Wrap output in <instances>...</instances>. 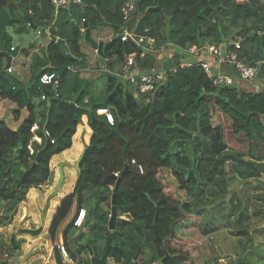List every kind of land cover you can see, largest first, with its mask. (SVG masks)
Listing matches in <instances>:
<instances>
[{
	"label": "trees",
	"instance_id": "1",
	"mask_svg": "<svg viewBox=\"0 0 264 264\" xmlns=\"http://www.w3.org/2000/svg\"><path fill=\"white\" fill-rule=\"evenodd\" d=\"M81 3L67 11L59 10L55 20L57 29H52V36L66 42L68 55L73 59L68 58L59 44H49L42 59L37 56L32 59V81L27 88L15 77L1 73L0 64V99L28 112L16 131L0 120V188L11 176L5 193L15 190L23 174L34 163L36 154L49 140L42 158L9 202L8 209H15L30 188L51 183L53 175L49 163L52 157L71 149L76 129L85 117L93 133L81 156V173L73 191L64 197L53 216L49 229L52 243L55 247L63 246L67 254H70L68 245L72 243L77 257L88 255V249L95 257H101L111 234L107 260L112 264H188L189 256L171 244V227L174 226L175 234L180 228L178 222L187 216H196L199 225L203 217L194 208L200 209L204 201L211 212L209 219L215 217L213 212L219 211L221 203L207 201L206 194L215 193L218 197L226 193L229 184L223 176L226 163L230 162L233 176L245 188L253 192L263 190L249 182L260 175L244 158L264 159L261 123L264 95L241 92L236 88H214L200 64L194 63L175 73L168 72L153 91L134 93V97L130 83L122 80L118 71L125 58L133 54L134 68L142 74L156 69L155 55H160L161 48L165 47L171 57L162 69L168 71L188 59L183 51L191 46L226 45L230 49V42L239 41V58L256 68L257 76L264 80V0H138L134 17L128 24L121 20L123 0H81ZM51 6L45 0L40 10L35 3L31 4L26 10L25 26H36L35 16L51 24ZM176 6L177 10L171 14ZM13 12L12 8L9 15L0 10L3 21L0 22V35L8 53H11V46L5 31L16 23ZM101 16L108 20L117 37L97 46L93 44L101 61L107 63L100 76L90 82L80 79L79 73L68 68L82 70L86 65L79 43L90 42L93 22ZM137 16H140L135 24L137 34L155 40V53H146L141 47L118 38L121 27L132 28ZM27 18L31 19L30 24ZM76 19L80 23L85 20L84 33H81L84 28L76 27ZM46 67L42 73H55L61 78L57 97L49 87L41 86L39 76H36ZM42 96L46 100H41ZM212 109L229 120L228 131L234 142L246 147L244 152L238 151L237 158L221 160L220 155L210 149V145L221 147L226 144L224 130L211 125ZM98 110H107L111 114L112 126L104 115L97 114ZM33 125L38 127L35 133L42 138L41 145L31 143ZM30 143L35 150L33 156L27 151ZM124 148L125 156L122 154ZM138 166L142 167V173ZM119 177L115 194L117 220L114 231L110 232V202ZM217 187L220 190L216 193ZM237 199L241 205L240 197ZM257 199L264 201V198ZM236 207L233 200L228 202V210ZM81 210L85 211L82 227L87 232L72 239L71 235L77 229L81 231V227L73 225ZM226 215L229 218L228 212ZM248 220V217H241L240 212L237 225L233 227L237 230L235 235L241 251L226 264H242L240 258H245L247 263L249 258L253 264L252 256L248 254L252 241ZM216 229L212 224H206L201 234L205 236ZM163 248L169 258L161 263L165 257ZM137 252L138 258L134 262ZM56 264H62V261L56 260ZM204 264H218V259H208Z\"/></svg>",
	"mask_w": 264,
	"mask_h": 264
},
{
	"label": "crops",
	"instance_id": "2",
	"mask_svg": "<svg viewBox=\"0 0 264 264\" xmlns=\"http://www.w3.org/2000/svg\"><path fill=\"white\" fill-rule=\"evenodd\" d=\"M42 4L43 3L39 5L35 3L39 10L41 9ZM48 4L50 6L52 5L49 2ZM78 5H82V3ZM71 6L75 5L61 8H55L52 5L53 20L51 24H48L45 20L42 21L39 17L35 16L34 21L36 26H25L28 30L30 29L35 33L33 36L34 41H30V43H26L24 38L19 34L24 33L26 28L18 27L16 30H13V27H9L5 31L6 40L9 41L11 48H14V50L11 51V53L6 52L10 56V68L12 69V72L11 74H8L7 71L4 70L6 59L0 57V64L3 68L1 73L15 77L18 82H20L21 86L27 88L32 81V75L30 72L32 59L35 56L42 59L45 56L49 44L55 43L52 42L51 36L52 29L54 31L57 29L55 26V20L58 11H67ZM11 8L12 7H9V9ZM0 22L3 23L2 20H0ZM81 24V28H84L86 31V28L84 27L85 23H82L81 21ZM91 28L90 42H88L89 50L90 46L92 47L93 44L97 46L100 43L110 42L117 37L113 28L110 27V23L107 19L105 20L103 16L97 18L95 22H93V27ZM11 32L16 35H12ZM38 32L40 33L38 34ZM54 38L60 40L59 37L55 36ZM64 43L67 48L65 41ZM79 44L80 51L85 55L86 65L83 66L82 70L81 68H68V70L73 71L74 73L75 71L79 73L80 79L83 78L87 81L94 82V80L100 76V71L102 72L105 69L107 61H101L99 55L95 54L93 47L92 51L89 52L85 42L82 41ZM65 53L68 55V50H66ZM14 61L18 64V67L16 68L12 67ZM47 68L48 67L42 69L43 72L46 71ZM36 76H38V73ZM98 84L100 85V83H96L97 86ZM27 116L28 112L25 108L18 109L16 104L8 100L0 99V120H2L10 130L16 131ZM82 123H84L85 128L83 127L84 125H78L76 133L72 139L71 149L52 157L49 163L50 172L53 175L51 183L30 188L26 192L23 201H21L15 209L11 211L8 209L10 200L6 202L0 210V260L2 264H56V260L59 259L62 261V264H92L89 253L88 255L77 257L75 249L72 244H69V241H67V245L69 244L68 248L70 249V254L72 253L73 255L68 254L70 260H66L56 249L57 247H55V244L52 243L49 237V229L53 216L64 197L73 191L74 180L72 183H69V179L72 178L73 170H75V174H77L74 163L81 158L85 147L84 145L89 143V140L86 138L85 144H81V131L85 129L83 131L84 137L88 138L91 133L86 124L87 120L85 117H83ZM62 164H65L63 167L64 177L58 189L59 167ZM86 232L87 229L81 227V231L77 229V232L75 231V233L71 235L72 239L77 238L80 233ZM4 255H7L8 257L5 258ZM107 262L112 264L108 260Z\"/></svg>",
	"mask_w": 264,
	"mask_h": 264
},
{
	"label": "rangeland",
	"instance_id": "3",
	"mask_svg": "<svg viewBox=\"0 0 264 264\" xmlns=\"http://www.w3.org/2000/svg\"><path fill=\"white\" fill-rule=\"evenodd\" d=\"M43 1L44 0H24L21 2L19 1L14 3L13 0H9V5H14V7H12V9H14L12 17L16 20V23H14V25L12 26L13 28H11L13 30H16V28L18 27L26 28L24 23V18L26 17L24 16V14H26V10L31 4L37 3L40 5L41 3H43ZM139 18L140 16L136 17V22L134 23V25L138 22ZM75 22L77 28L82 25L77 19L75 20ZM25 30L26 31L24 33L19 34L24 38L26 43H30V41L32 40L34 41L33 36L35 35V33L32 32V30L30 29L28 30V28H26ZM11 34L16 35L12 32ZM85 45L89 50V44L85 42ZM161 49L162 50L160 55H155V58H157L158 62L155 67L159 70H162L163 64L167 62V60L171 57L170 53L165 51V47H162ZM91 51L92 47L90 46L89 52ZM12 67H18L16 61H14ZM234 87L238 91H252L251 85L240 79L236 80ZM130 89L134 95L135 92L133 88ZM135 96L136 95H134V97ZM262 119L264 120V118H261V120ZM210 122L212 127H221L224 130V137L229 150H232V148L236 149L233 150L236 152H244L246 150V147L241 145L239 146L238 143L234 142L231 133L228 131L229 120L224 117L218 110L212 109V116ZM82 125H84V123H82L81 126ZM83 127L85 128V125ZM89 130L91 131L89 138L84 137V132L81 131L82 145L85 144L86 138L90 141L93 132L90 128ZM87 145L84 146L86 147ZM223 176L225 177V179L229 180V184L226 187V193L221 194L218 197H216L215 193L213 195L206 194L207 201L212 202L218 200V202L221 203V205L219 206V211L217 213L212 211L213 213H215V217H211V219L213 218L212 220L209 219V214L211 212H209V209L206 206V202L204 201L201 204L200 209L194 208V211H198V213L201 214L203 217L200 224L197 225L199 223V220L196 216L184 217L181 221L178 222V226L180 228L175 232L174 238L171 239V244L176 249L182 250L183 254L189 256L190 261L188 262V264H204L206 260L212 258H217L218 264H226L231 258L234 259L236 253H239L241 251V245L239 244V240L238 238H236L237 236L235 235V231L237 230L233 227L235 226V224L237 225V219L241 212V217L249 218L247 222L249 227V236L252 241L248 246V254H251L253 264H264V259L261 258H264V201L257 199L264 198V190L253 192L252 190L245 188L241 183L237 182L236 178L232 174L230 162L226 163L223 166ZM260 178L264 180V176H261ZM77 179L78 173L75 174V170H73L72 178L69 179V183H72L74 180L73 184L75 185ZM215 190L217 193L220 189L219 187H217L215 188ZM237 197H240L242 201L241 205L238 203ZM230 200H233L234 204L237 205L238 208L236 207L231 211L228 210L227 205ZM261 209L262 211H260ZM227 212L229 213V218L226 215ZM121 218L125 219V217ZM206 224H212L214 228L217 229L214 232L203 236L201 232ZM247 259L248 263L251 264L252 262L249 261V258Z\"/></svg>",
	"mask_w": 264,
	"mask_h": 264
},
{
	"label": "built area",
	"instance_id": "4",
	"mask_svg": "<svg viewBox=\"0 0 264 264\" xmlns=\"http://www.w3.org/2000/svg\"><path fill=\"white\" fill-rule=\"evenodd\" d=\"M48 2L55 8H61L70 5H78L81 3V0H48ZM137 2L138 0H123L120 7L121 20L123 23L128 24L132 20ZM84 22L85 20H82V23ZM136 27L137 26L134 25L129 29L127 26H122L120 33L118 34V38L121 42H131L135 46L141 47L146 53H155V40L153 38L137 34ZM84 32L85 29H81V33ZM39 33L40 32H38V34ZM228 45L231 46L230 49H227L226 45L210 46L205 44L201 47L191 46L183 51L188 56V59L180 63L178 67H172L168 71L164 69H152L142 74L138 73L134 68V54L129 55L125 58L123 65L119 68L118 76L122 80L130 83L135 93L147 94L153 91L161 82L165 80L168 72L175 73L179 68H189L192 64L199 63L214 88H227L233 85L234 81L232 76L220 74V67L224 65L234 67L240 76V80L248 84L252 83L257 77V69L246 65L239 58L238 51L240 50V42L233 41ZM10 50L13 51L14 48H11ZM94 52L95 54H98L97 50H94ZM11 72V68L7 69L8 74H11ZM60 82V76L55 73L45 72L39 75V84L41 86L49 87L55 97H57V90ZM41 100H46V98L42 96ZM97 113L99 115H104L107 123L111 126L113 125V117L107 110H98ZM37 130V125H33L30 129V132L33 134L31 143L41 145L42 138L35 133ZM31 143L27 146L29 156L35 155V150L33 149ZM131 164L135 165V162L132 161ZM138 170L140 173L143 172L142 167L140 166H138ZM84 218L85 211H79L73 225L80 228ZM57 250L66 260H70L63 246H57ZM4 257L7 258L8 256L4 255ZM0 264H2L1 260Z\"/></svg>",
	"mask_w": 264,
	"mask_h": 264
},
{
	"label": "water",
	"instance_id": "5",
	"mask_svg": "<svg viewBox=\"0 0 264 264\" xmlns=\"http://www.w3.org/2000/svg\"><path fill=\"white\" fill-rule=\"evenodd\" d=\"M21 2L23 0H13V2ZM9 7H14V5L10 6L9 5V0H0V9L5 10L6 14L9 15ZM177 10V6L174 8V10L171 12V14ZM26 14H24V16H26ZM27 22L30 24L31 23V19L27 18ZM52 42H55L57 44H59L62 48H64V50L66 51L67 48L65 46L64 41L62 40H56L53 36H51ZM0 48H1V54L0 57L5 58L6 59V65L4 70L6 71L9 67H10V56L9 54L6 52L5 50V46L2 43L1 40V36H0ZM69 59H71L72 57L70 55H67ZM73 59V58H72ZM99 70V69H97ZM43 72V70H40L38 72V76ZM220 74L221 75H228V76H232L233 77V85L227 87L226 89L229 90H233L235 89V82L236 80L240 79V76L238 74V72L235 70L234 67L232 66H221L220 67ZM251 87H252V91H249L247 93H252V94H263L264 95V80H262L259 76L256 77V79L250 83ZM244 92V91H241ZM73 107L76 106V102H74L72 104ZM263 118V117H262ZM262 126H263V133H262V139L264 142V120H261ZM49 145V140L46 141L45 146L42 150H40L35 157L34 163L30 166V168L23 174V176L21 177L20 182L18 183V185L16 186L15 190L11 191L10 193H5V188H6V184L8 183L10 177L6 180H4L1 188H0V198H1V203H0V210L3 208V205L12 200L14 198V196L16 195V193L21 189V187L24 185L25 181L28 179V177L33 173L37 163L40 161V159L42 158L43 152L45 151V149L47 148V146ZM263 147H264V143H263ZM210 149L212 150V152L216 155H220V159H229V158H237L239 153L233 150H229L227 145L224 144L221 147H216L214 145H210ZM125 152H126V148H124L122 150V154L123 156H125ZM246 160V162L250 163L251 165L254 166L255 170L257 171V173L261 176H264V159L263 161H253L247 157L244 158ZM80 160L81 158L74 163L75 169L77 170V173L80 174L81 170L79 168V164H80ZM65 164H62L59 167V183H58V189L59 186L63 180L64 174H63V167ZM127 169H125L122 173H121V177L125 174ZM253 178L250 179L249 182L254 184L255 186H259L264 190V180L261 178ZM114 178H116V176H114ZM119 183H120V177L117 178L116 184L114 186L113 189V194L111 196V209H110V216H109V221H108V230L110 232H113L115 229V223L117 220V211H116V204H115V194L118 190L119 187ZM156 218V217H155ZM171 231H172V237L174 238V226L171 227ZM111 248V234L107 237L106 240V245L104 247V252L103 255L101 257H95L92 253V251L90 249H88L89 252V256H90V261L92 264H109L107 262L108 259V254ZM164 253H165V257L161 260V263H164L165 260H167L169 258L168 253L166 252V250L163 248ZM139 252V251H138ZM138 252L136 254V256L134 257V262L137 261L138 258ZM240 262L242 264H248L245 258H240L239 259ZM137 264V263H136Z\"/></svg>",
	"mask_w": 264,
	"mask_h": 264
},
{
	"label": "clouds",
	"instance_id": "6",
	"mask_svg": "<svg viewBox=\"0 0 264 264\" xmlns=\"http://www.w3.org/2000/svg\"><path fill=\"white\" fill-rule=\"evenodd\" d=\"M51 4V3H50ZM9 69V68H8ZM7 71V70H6ZM82 227V226H81Z\"/></svg>",
	"mask_w": 264,
	"mask_h": 264
}]
</instances>
